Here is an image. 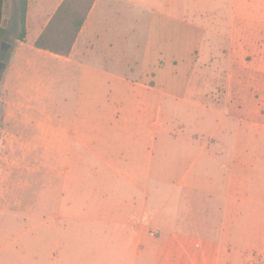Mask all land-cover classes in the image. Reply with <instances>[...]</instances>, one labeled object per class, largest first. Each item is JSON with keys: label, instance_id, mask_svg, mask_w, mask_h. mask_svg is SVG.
I'll return each instance as SVG.
<instances>
[{"label": "crops", "instance_id": "0c3cea01", "mask_svg": "<svg viewBox=\"0 0 264 264\" xmlns=\"http://www.w3.org/2000/svg\"><path fill=\"white\" fill-rule=\"evenodd\" d=\"M63 1L28 0L21 41L18 0H0L9 32L0 134L53 138L60 156L63 140L70 155L85 140L86 153L101 159L88 169L113 172L105 182L113 189L86 190L77 210L55 179L64 209L55 214L52 261L39 251L37 262L0 264H254L231 262V235L258 174L242 138H264L254 129H264V0H133L137 19L145 16L142 37L109 26L125 0H96L67 57L35 47ZM226 39L227 69L202 66L209 43ZM214 73L228 76L224 103L219 88L200 82ZM168 188L182 194L181 215Z\"/></svg>", "mask_w": 264, "mask_h": 264}, {"label": "rangeland", "instance_id": "374dc122", "mask_svg": "<svg viewBox=\"0 0 264 264\" xmlns=\"http://www.w3.org/2000/svg\"><path fill=\"white\" fill-rule=\"evenodd\" d=\"M125 3L120 13L110 16L109 26L115 34L129 35L136 29L137 36L142 37L141 30L145 27V16L138 20L139 8L134 5L133 0H125ZM18 9L19 4L16 14L20 19ZM215 30L225 33L228 28L220 27ZM15 33L17 34L18 31L16 30ZM229 49L228 39L209 43V52L200 59L202 66L208 64L210 67L227 69L229 57L224 56L229 54ZM6 50L7 48L4 49ZM217 51L218 54L222 53L221 58L214 57ZM199 77L200 82L205 80L210 86L220 89L214 92L215 98L218 96L217 99L222 103L228 99L227 75L214 73ZM213 91L215 90H210L208 93ZM257 93L261 98L262 91ZM211 96L213 97V94ZM4 118L5 108L1 107L2 131L5 129ZM244 121L242 118L238 125V130H244L243 133L247 131ZM262 128L254 127L255 130H264ZM100 142L101 140H97V143ZM242 142L254 148L253 161L258 174L250 187L251 198L254 200L242 207L243 211L247 210V216L239 214L238 233L231 235L238 248L232 251L231 262L264 264V138L260 136L242 138ZM56 145L57 140L53 138L11 139L6 138L4 132L0 134V262H37L39 251L45 252L43 256L46 255L47 262L52 261L54 228L57 226L55 214L64 209L57 199L60 189H55V179L61 180L63 190L74 196V206L77 210L86 207V190L92 192L93 189L94 193L102 194L113 189L105 186L109 178H115L113 172L88 169L89 165L99 163L101 159L94 153H86L85 140L77 141V148L73 150L72 155L69 154V140H63L61 156L54 154ZM73 148H75L74 144ZM59 163L62 164L60 171L55 170V164ZM167 193L170 196L174 195L173 199L178 197L173 205L181 215L183 208L181 192L168 188ZM93 206L95 207L96 203H93ZM190 219L187 220L191 221ZM193 221L195 224L198 222L197 218ZM164 223L166 220H163V225ZM156 227L155 225L154 228L157 229Z\"/></svg>", "mask_w": 264, "mask_h": 264}, {"label": "trees", "instance_id": "16d2710c", "mask_svg": "<svg viewBox=\"0 0 264 264\" xmlns=\"http://www.w3.org/2000/svg\"><path fill=\"white\" fill-rule=\"evenodd\" d=\"M96 0H64L49 24L35 42V47L60 56H69L83 29L87 17ZM22 32L19 40L24 41L25 20L28 0H18ZM2 10L0 9V61H6L1 51L3 41L8 39V30L1 26Z\"/></svg>", "mask_w": 264, "mask_h": 264}, {"label": "water", "instance_id": "95a60500", "mask_svg": "<svg viewBox=\"0 0 264 264\" xmlns=\"http://www.w3.org/2000/svg\"><path fill=\"white\" fill-rule=\"evenodd\" d=\"M5 43H2L1 50H4ZM6 64L3 61H0V72L3 68H5Z\"/></svg>", "mask_w": 264, "mask_h": 264}]
</instances>
